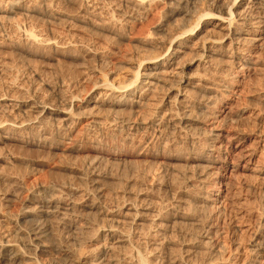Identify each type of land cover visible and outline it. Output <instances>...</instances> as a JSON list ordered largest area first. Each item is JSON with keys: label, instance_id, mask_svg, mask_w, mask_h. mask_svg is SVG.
<instances>
[{"label": "bare ground", "instance_id": "obj_1", "mask_svg": "<svg viewBox=\"0 0 264 264\" xmlns=\"http://www.w3.org/2000/svg\"><path fill=\"white\" fill-rule=\"evenodd\" d=\"M32 1L0 0V28L12 14L27 19L32 15L48 24L80 23L128 58L126 63L122 58L127 71L123 79L108 77L109 55L73 45L75 51L98 59L93 58L98 63L90 66L96 70L86 72L99 75L94 93L86 99L78 100L70 91L83 76L89 77L81 70L67 85L48 88L59 106L12 84L8 89L18 90L17 95L0 93V142L33 147L39 154L28 161L0 155L1 169L26 164L36 171L43 158L54 157L64 142L71 144L69 155L57 159L55 188L51 184L33 190L35 200H28L34 203L31 211L23 212L19 220H7L12 232L0 234V264H44L42 256H51L48 264H227L226 249L213 224L226 201L219 188L229 175L253 172L264 180V171L256 166V150L246 146L247 139L225 136L214 126L205 129V123L217 113L227 114L228 98L238 99L237 74L260 70L255 51L264 37V0H171L164 3L172 5L166 20L156 27L152 21L157 3L165 0H84V11L75 19L54 17L48 9L30 6ZM28 33L23 37L27 45L46 46V40ZM3 35L0 31V45ZM156 46L161 51L148 53ZM131 49L134 57L128 55ZM217 103L219 109L212 105ZM104 113L115 114V120ZM138 131L152 136L143 134L149 153L132 145L130 133ZM106 136L121 142L107 144ZM152 141L157 143L155 150ZM167 142L185 149L178 152L181 167L171 163ZM143 159L153 162L144 164ZM110 160L127 164V170L103 172L100 166L108 167ZM13 183L16 189L2 196L5 207L25 186ZM214 183L218 188L208 190ZM250 256L252 264H264V243H251Z\"/></svg>", "mask_w": 264, "mask_h": 264}, {"label": "rangeland", "instance_id": "obj_2", "mask_svg": "<svg viewBox=\"0 0 264 264\" xmlns=\"http://www.w3.org/2000/svg\"><path fill=\"white\" fill-rule=\"evenodd\" d=\"M34 1L35 3H33ZM82 1L84 0H68V1L67 0H37V1L33 0L32 2L29 3V5L31 6L32 4V6H34L35 8L38 5L37 9H41V10L42 8L45 10L48 9V12L50 13L51 11L50 14L54 17L55 16L57 17L60 14L61 15L63 14L65 16H68V18L75 19L76 17L82 15L84 11L83 9H84L85 4L83 3L85 2H82ZM165 1H159L157 3L159 5V9L155 12L154 19H153V16L152 18L151 16H149V19L154 20L152 21L154 23L152 27L159 26L158 24L161 25L166 20V18H164L166 15L165 12L166 10L172 8V5L171 6L167 5L168 3L171 2V0H165ZM164 3H167V4H164ZM261 12L264 14V8H262ZM15 15L17 16L19 14H15ZM15 15L12 14L11 15L12 18L9 16V18L3 22L0 28L1 34L2 35L4 34L3 35L4 40L2 39V44L0 45V57H1L0 58V91H1L0 93L7 92L10 95H15V94L17 95L19 93L18 90L12 89L13 91H11L10 89H8V86H11L12 84V86L16 88L21 86L23 90H29V91L31 90L28 93L32 92V95L34 94V96L38 97L43 102L45 101V103L47 104H50V105L52 103L55 104L57 99H55L56 97L54 98V95H51V92L48 91L49 87L54 90V88L59 89L60 86L67 85L69 81H72L74 78L77 77V75L80 73L79 72L80 70L83 71L85 74L88 71L96 70L95 68H92L90 66L92 63L96 64V62L98 61L97 58H94L93 55L92 56L83 55L82 50L75 51V48H72L73 45L76 46L79 44L80 45L84 44L83 46H86V48L89 46L90 48L88 47V49L90 50L93 49L92 50L93 52H95V50L97 52L99 51L98 55L100 56L103 54L107 56L109 55L108 56L110 58L109 61L111 62L109 64V67L106 69L107 70L106 74L108 75V77L113 75L116 78L118 77L120 79L122 77L123 79V77L125 76L126 72L124 70L127 71V66H125L124 64L127 62L126 59L128 58L127 57L124 58L122 55H120L118 53V50H116V48L113 46L111 47V44H109L103 38L94 36L92 33L86 30V28H84V25L80 23L76 24V22L73 24H68V23L63 24V22H60L58 20L54 21L51 24H48V23H45V21H41V19L39 18H36V17L32 18V15L27 16L28 19L26 18L25 15H22V14H20L19 17L17 16L14 18ZM13 18H14V21H11L13 20ZM12 22L14 23L16 22V23L14 24ZM19 27L20 29L17 30V28ZM28 32L30 33L31 36L32 35L35 36L36 37L35 39L39 38V39L46 40L45 42L47 43L46 46L37 47L34 43L32 45H27L25 41L26 39L23 37L24 36L26 37ZM5 38L7 42L5 41ZM9 38L11 40H9ZM18 38L20 39L18 40ZM14 42L21 44V46H19L18 48H14L13 45H11L12 43L14 44ZM257 45H261L258 49L256 48L255 52H256L257 58L261 62L262 68L260 67L259 71L250 72L246 76L244 74L242 75V73L237 74L236 81L239 84L238 91L240 93V95L237 97L238 99L232 97L233 101H231L229 98L228 99L224 98V99H227L228 103H231L230 110H229L230 112L228 111L227 114L222 113L221 115L220 113H217V115L219 116L217 118H213V117L209 118V120L205 123L207 124L206 127L205 125L204 127L205 129H209L214 126L218 130L223 131L225 136H228V137L238 136L240 138L247 139L246 146L256 150L255 151L257 154L256 162L258 161L257 163H255L256 166L258 167V169L264 171V37L262 38L261 42L257 43ZM63 47H67L68 50L69 48H72V49L70 51L66 50L67 48H64L65 50L61 49ZM123 47L124 45L120 49L122 50ZM125 47H126V44H125ZM159 49L161 51L162 47L156 46L153 50L149 49L148 53L153 51L152 52L153 54H157L159 52ZM131 52L129 51L128 55L129 56L132 55L134 57L135 53L134 51H132V49H131ZM75 54H78V55H75ZM72 55H73V58H72ZM187 56L189 57V55ZM93 58L96 59L97 61L95 60L94 62ZM122 58H123V61L126 60V62L124 61L125 63L122 62ZM120 59H121V64H120ZM94 64L92 65L93 67L98 66V64L95 66ZM85 65L86 67L84 68ZM122 65L125 67V69L123 68V70L121 69ZM2 66H5V67H2ZM114 66L115 68H113ZM119 67L120 69H118ZM116 69L119 71H116ZM237 69L238 67H236V70ZM121 70L124 71L125 73L120 72ZM75 71L77 73H75ZM115 71L119 73L116 74ZM73 74H75L76 77ZM233 75H235V73H232V76ZM86 76H89V75L86 74ZM96 76L98 77L99 75L93 74V76L91 75L88 78H84L83 76V78L79 79V82L81 84L75 85L74 86L75 88L74 87L72 88V90L74 91L72 92V90H70L71 93L76 94L75 96L77 97L78 100H84L87 97H89L91 94L94 93L92 87H93L94 82L97 79ZM220 96L221 94H218V97H219L218 102H220L223 99ZM212 105L214 107L216 106L215 108H218V109L220 108L218 103L212 104ZM57 106H59V103ZM111 113H108V114L104 113L105 116L103 117H107L108 120L112 121V119L116 118V116L115 114L113 115ZM209 123L211 126L208 125ZM82 126L84 125L82 124ZM82 126L81 128H83ZM78 129L79 128H77V131L75 132V134H78V136H80L81 131ZM130 134H132V138L135 140V142L134 140H132V145H134L135 147L141 148L140 152L142 153L150 152L148 150L150 147H144L145 141L143 139H144V135H147V134H144V132H141V131L131 132ZM122 136L124 138L123 133H122ZM151 137L152 136H150V134L147 135V138L150 139ZM113 138H115V136L112 137V139L110 138V136L109 138L108 136H106L105 142H107V144H111V142L112 144L114 143L120 144L121 142L119 141L120 138L118 139V141L116 138L115 139ZM163 139L165 140L167 138H163ZM152 142L151 144L154 145L153 150H155V148L157 147V143H155L156 141H152ZM67 143L68 142H64L62 144L61 150L57 152L58 155L56 153L54 157L51 156L50 158L48 157L43 158L42 160L44 161L43 165H41L38 169H36V171L32 170V168L27 166L26 164H22V165L14 164V166L5 168V170H3L4 168L2 169L0 168V171L2 172V173L0 172V175H2L0 176V200H1L0 201V207H1L0 208V234H2V232H5V233L12 232L11 226H9L10 224L8 223L9 221L8 219L13 220L15 218V220L16 219L19 220L23 212L28 211V210L31 211V209L34 206V203L30 201L35 200V197L33 196L34 191H36L37 189L43 188V186L48 187V186H52L53 184H54L53 188H55V185L57 183V176L60 173L58 169V160L61 157H65L66 155H69L68 148L70 147L71 144L68 145ZM165 145L166 147H168L169 145L168 154L169 156H172L174 158L171 160L169 159L171 163L173 165H176L177 167H181V165L183 164L181 160H178V157L181 155L179 153H181L185 149L182 146L180 147V145H178V143L176 142L175 143L167 142ZM170 149H173V150H170ZM6 154L26 159V161L38 158L37 156L39 155L36 152L35 148L33 147L17 148L14 146L12 147V145L9 146L8 144L4 145L3 142H0V155H6ZM146 160L153 162L151 161V159H143L142 162L145 164L147 163ZM111 162L113 161L110 160L111 165L108 164L107 165L108 167H106V163L102 164L100 166V169L103 172L110 170L111 172L113 171L115 173L117 170L124 169L123 171H126L128 168V165L122 162H118L119 164H117L116 162H113V163ZM118 167H120V169H118ZM252 173L253 172H246L244 174H239V175H234V176L229 175L227 180L224 181L219 188L225 194L226 201L224 202V205L222 206V209L219 212V214L216 213L214 215L215 219L213 220V224H214V228H216L215 231L217 234V240L226 249L225 261L227 260L226 262L227 264H250V262L252 264L253 260L250 256L251 243H253L254 241L264 243V220H263L264 219L263 217L264 216V195H263L264 194V180H262V176H258L256 175V173L254 174ZM7 176H9L10 178ZM12 176L13 177L15 176V178H13ZM2 177H5L4 178L5 180ZM7 180L9 181L6 182ZM11 181L12 182L18 181V183H23L22 186L24 185L25 186L19 192L18 199L10 203L8 207H5L4 205L5 203H4V200L2 199V196L7 191H13L17 187V186L15 187L14 183L12 184ZM217 186L218 184H215V183L208 185V190L215 191L218 188ZM191 189L195 190V188L193 187H191ZM194 232L200 233V229H196ZM0 240L2 239L0 238ZM40 259H41V263L48 264V260L51 259V256H42Z\"/></svg>", "mask_w": 264, "mask_h": 264}]
</instances>
